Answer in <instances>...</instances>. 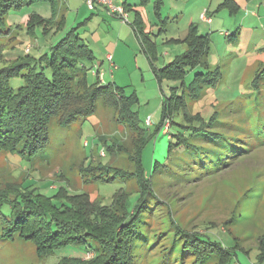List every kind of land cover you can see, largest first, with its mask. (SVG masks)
Masks as SVG:
<instances>
[{"label":"rangeland","instance_id":"1","mask_svg":"<svg viewBox=\"0 0 264 264\" xmlns=\"http://www.w3.org/2000/svg\"><path fill=\"white\" fill-rule=\"evenodd\" d=\"M237 1L240 8L236 12L226 6L219 8L223 0H149L141 8L152 31L155 66L159 69L186 52L184 39L191 25L198 33H208L210 48L205 59L211 69L220 68L222 79L216 87H206L199 99L186 96V108L189 114H201L207 130L217 112L210 128L221 130L223 136L219 141L208 134L190 133L188 140L195 146L189 148L176 145L177 138L173 137L177 129L173 119L181 121L182 110L163 121V102L173 87L178 86L182 93L196 69L189 71L185 83L169 76L160 80L141 49L131 18L130 22L121 20L119 30L112 19L105 22L98 9L85 8L86 14L78 21L65 9L66 29L77 28L96 59L92 64L85 62L88 84L111 81L117 103L107 101L106 96L98 101L92 115L68 127H60L57 119H52L48 145L35 156L17 150L0 151V264H58L62 259L84 256L93 259L98 253L94 246L100 247L92 241L94 246L88 245L86 254L87 247L72 244L40 257L35 241L19 232L33 233V227L24 225L14 230L12 204L18 195L33 203V213L45 210L44 198L37 193L53 197L61 190L59 196L80 195L71 203L81 209L88 208L85 202L89 200H95L98 208L119 196L113 210L123 216L126 201L133 203L145 187L151 188V196L136 223L134 264L227 263L229 254L209 250L201 255L196 249H185L184 236L193 232L232 248V264H264V82L261 96L251 87L264 64V0ZM41 6L48 4L8 13L6 29L15 30L20 25L27 34L16 39L14 31L9 36L0 34V54L4 55L0 56V68L21 56L28 44L35 47L32 56L42 55L27 30L28 13L39 11ZM204 8L212 13L213 24L200 20ZM25 13L28 17L24 19ZM92 13L94 17L85 22ZM37 30L42 35V29ZM227 33L234 35L228 38ZM108 53L115 56L112 70L105 59ZM46 73L51 74V70L46 69ZM10 83L18 88L25 82L17 77ZM241 118L246 125H241ZM136 126L146 132L139 148L140 173L144 179H151L145 185L134 165L135 147L142 142L133 128ZM204 135L206 148L201 149L198 138ZM42 213L31 218L39 220ZM25 220L18 219L17 224Z\"/></svg>","mask_w":264,"mask_h":264},{"label":"trees","instance_id":"2","mask_svg":"<svg viewBox=\"0 0 264 264\" xmlns=\"http://www.w3.org/2000/svg\"><path fill=\"white\" fill-rule=\"evenodd\" d=\"M37 1L52 0H0V34L7 35L6 15L12 9H17L24 4ZM149 0H140L139 4H123L129 12H135V18L131 22L132 27L140 41L144 53L150 60L153 70L160 78L169 76L183 80L190 70L196 69L189 84L184 85L183 92L177 91L178 86L173 87V92L163 102V121L167 117L175 116V112L182 110V120L173 119L176 125V145L195 146L188 140V134H208L213 140H222L223 132L219 129L210 128L215 123L217 112L212 116L208 130L201 114H189L187 110L186 96L191 99H199L206 87H216L221 79L220 68L211 69L206 62L209 52V39L207 34L198 33L195 25H192L184 41L188 49L186 52L170 61L163 68L155 66L156 50L152 39V31L147 30L146 23L141 12L135 9L144 6ZM228 7L232 12L240 8L236 0H223L219 8ZM159 8V6H157ZM106 10V9H105ZM107 11V10H106ZM108 12V11H107ZM157 14L160 15L159 11ZM43 25L41 17L33 15L28 23V32L35 33L37 26ZM233 33L227 34L230 38ZM4 54V53H3ZM0 56H4L0 54ZM94 55L88 43L79 36L77 28L69 30L61 39L52 44L49 49L37 58L31 54L18 56L10 60L0 68V151H19L20 154L35 156L45 149L49 142V124L56 118L60 127H68L81 117L92 115L98 101L107 97V101L117 103L111 84L98 80L92 85L88 84L86 77L87 65L85 62L94 61ZM51 70V74L46 73ZM17 77L24 79V84L18 88L11 86V80ZM264 82V64L257 71L251 81L252 90L261 96L263 94L262 83ZM134 116V112H130ZM135 117V116H134ZM241 125L247 121L241 118ZM164 125V123L162 122ZM160 125L159 128L163 127ZM218 124L215 125L217 127ZM136 131L140 133L137 148V158L134 161L135 169L143 185L150 182L142 177L139 167V148L146 137V132L138 126ZM229 134V133H228ZM204 137H199V148L204 149ZM173 139V138H170ZM205 154L204 151H201ZM110 181V180H108ZM151 189V188H150ZM145 187L132 203L126 201L124 207L126 214L118 216L113 210L117 196L110 205L101 204L96 208V201L89 200L87 209L73 206L71 199L80 195L59 196L61 190L53 197L37 193L43 200L45 210L38 209L36 213L30 212L33 203L29 202L24 195H18L14 200L13 226L14 230L32 226L33 233L19 231L22 236L35 241L37 252L40 257L53 254L57 249L66 245H79L87 247L86 254L90 251L88 245L94 246L92 241L97 242L100 247H95L97 255L93 259H62L58 264H134L133 248L137 236L136 223L143 214L148 204L151 191ZM22 193V192H21ZM57 200L60 204L55 203ZM42 207V206H41ZM93 208L91 212L88 210ZM43 209V208H42ZM50 211V212H48ZM114 211V212H113ZM73 212V214H72ZM41 215L39 220L31 218ZM58 214V215H57ZM67 215V216H63ZM18 219H26L25 222L17 224ZM38 223V224H36ZM15 232V231H14ZM185 237V249H196L203 255L209 250L228 255L226 264L234 262V250L227 248L218 239H212L209 235H200L193 232ZM264 250V241L261 243ZM205 251V252H204ZM85 254V255H86ZM236 264V262H235Z\"/></svg>","mask_w":264,"mask_h":264},{"label":"crops","instance_id":"3","mask_svg":"<svg viewBox=\"0 0 264 264\" xmlns=\"http://www.w3.org/2000/svg\"><path fill=\"white\" fill-rule=\"evenodd\" d=\"M115 1L119 5H123V4H133V5H137L140 2V0H115ZM42 2L48 4V6H41L40 9H39V11L38 10L31 11L30 13H28L29 14V17H28V14L25 13V15L23 16V18L24 19H25V17L30 18L33 15H35L38 18L39 17L42 18L43 25L37 26L36 29H35V33L33 35L32 34L31 35H32V38H34V41L36 40L37 48L39 49L38 51L44 53V52H46L49 49V47L52 44H54L59 39H61L69 30H71L73 28L72 27L71 29L70 28L66 29V26H67V17L64 14L65 9L71 11V13L74 14V16H75L74 19H73L74 21H78L80 19V16L81 15L86 14L85 8H88V9H90V8L87 5V0H52V1H37V2L31 3L29 5L28 4H24L20 8L12 9V10H17L18 12H23L27 8H29L30 6H32L33 4L35 5V4H39V3H42ZM142 7L143 6H141V7L140 6H137L135 9H137V10H139L141 12V14L143 16V19H144V21L146 23L147 30H150V28L147 25V22H146V20L144 18V14L142 13V9H141ZM95 9H98L97 10L98 15L101 16V17H103V20H105V22H106V18H110V19H112L113 25H114L115 28H117V29L120 30L121 27H123L122 22H121V19L119 17H117V16L110 15L105 10L104 7H102L100 5H96V7L94 9H91V10H95ZM205 9H207L208 14L210 16L212 14L208 8H204L200 12V15H199L200 20H203L201 18V13ZM7 15H6V17H7ZM93 17H94V14L92 13V16H89V17H87L85 19V22H87L88 20L92 19ZM130 18H131L132 21L134 20V18H135V12L134 11H129V22H130ZM211 19H212L211 22H208V21H206V22H208L210 24H213L214 23V18L212 17ZM203 21H205V20H203ZM108 25H112V24L111 23H108ZM118 25H120L121 27L118 28ZM18 26L19 27H16L15 30H13V28L8 29L10 33H11V31H14V33L16 35L14 37L15 39L18 38V37L21 38L22 36H24V35L27 34V32L25 30H22L23 29V26H20V25H18ZM37 28H41L42 29V35L39 34ZM10 33L7 34L6 36H9ZM134 33H135V31H134ZM222 33L223 32H221V34ZM203 34H207L208 35V33H203ZM135 35H136V33H135ZM136 37H137V35H136ZM42 38L45 39L44 42L41 41ZM137 40L139 41L138 37H137ZM21 42L23 43V41H21ZM139 43H140V41H139ZM41 44H43V45H41ZM88 45L90 46L89 43H88ZM11 48H14V47H11ZM34 48L35 47H31L30 44L25 45L24 51H22L23 52L22 55L32 54V51H33ZM90 49L92 50L91 46H90ZM141 49H142V47H141ZM109 57H111V59ZM105 59H107V60L110 61L111 70L116 67V65L113 62V60L115 59V56L112 57V55L108 53L105 56ZM147 59H148V61L150 63V60H149L148 57H147ZM150 65H151V63H150ZM151 67H152V65H151ZM104 82H106V80H104ZM108 83L111 84L112 82L110 81Z\"/></svg>","mask_w":264,"mask_h":264},{"label":"built area","instance_id":"4","mask_svg":"<svg viewBox=\"0 0 264 264\" xmlns=\"http://www.w3.org/2000/svg\"><path fill=\"white\" fill-rule=\"evenodd\" d=\"M87 5L90 9H94L96 5H100L104 7L110 15L117 16L121 20L129 22V12L123 7V5L117 4L115 0H87ZM201 18L208 22L212 21L211 17L208 14L207 9H205L201 13ZM109 58L111 59V57ZM165 120L169 121L168 118H166ZM147 123L148 124L151 123L150 117L147 119ZM167 128H168V124H166V127L163 128V131L166 132Z\"/></svg>","mask_w":264,"mask_h":264}]
</instances>
